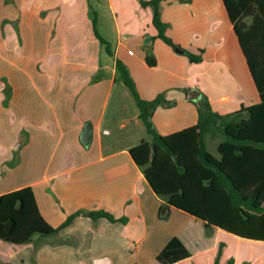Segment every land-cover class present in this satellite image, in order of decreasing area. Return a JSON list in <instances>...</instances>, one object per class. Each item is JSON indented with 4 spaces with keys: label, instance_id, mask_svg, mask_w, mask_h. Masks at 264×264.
Returning a JSON list of instances; mask_svg holds the SVG:
<instances>
[{
    "label": "crops",
    "instance_id": "1",
    "mask_svg": "<svg viewBox=\"0 0 264 264\" xmlns=\"http://www.w3.org/2000/svg\"><path fill=\"white\" fill-rule=\"evenodd\" d=\"M152 12V7L142 6L140 0H34V23L29 17L31 10L26 11L29 16L16 21L20 38L32 42L33 37L34 58L45 66L47 75L41 76L36 70L34 75L45 83L48 76L65 79L70 90L76 92L72 100H29L30 110L24 113L21 109L19 122L27 120L42 127L50 120L48 129L37 130L34 137L43 135L42 146L51 144L59 154L41 178L31 176L9 185L7 174L0 175V194L31 186L40 213L54 227L78 210H104L123 221L111 222L104 217L94 220L79 214L56 233L35 235L29 243L0 241V264L147 263L149 243L139 248L135 245L150 234L149 223L155 219L163 223L165 210L173 206L154 193L129 153L130 147L150 139L137 133L129 143L115 146L109 137L112 130L104 127L110 95L117 84L123 83L116 80L117 59L126 66L142 99L151 100L167 91L164 97L174 106L159 107L151 116L162 135L198 121L196 106L186 95L191 89H197L200 97L206 95L212 109L220 114L260 100L222 0L160 2L161 19L168 25L165 33L182 53L157 37ZM252 13L240 18V23L249 25ZM10 25L5 20L0 22L5 34L13 32ZM95 30L109 44L111 54ZM185 50L201 54V61L191 62ZM147 55L155 65L146 63ZM46 88L52 87L46 84ZM183 89L185 93L180 91ZM38 103L45 113L37 111ZM33 108L34 115L30 114ZM138 119L137 110L132 118L120 122V129L132 136L133 130H141ZM86 121L92 124V138L84 146L79 136ZM13 134L9 146L13 144L15 150L30 138L27 125L19 126ZM23 135L24 141L18 146ZM71 154H80V159ZM9 156V150L3 151L0 166ZM70 158L73 160L68 163ZM176 213L181 214L180 221L151 239L152 254L173 235L179 234L185 242L188 231L184 222L196 220L183 210Z\"/></svg>",
    "mask_w": 264,
    "mask_h": 264
},
{
    "label": "trees",
    "instance_id": "2",
    "mask_svg": "<svg viewBox=\"0 0 264 264\" xmlns=\"http://www.w3.org/2000/svg\"><path fill=\"white\" fill-rule=\"evenodd\" d=\"M161 1L140 0V4L152 7L157 37L174 48L165 33L168 25L160 16ZM222 1L258 91L257 103L220 114L206 97L200 101L194 125L162 135L151 116L165 97L159 93L151 100L142 99L126 66L116 60V80L134 97L151 137L130 147L129 153L154 193L166 205L196 220L191 242L187 235L185 242L179 234L173 235L154 257V264H264V0ZM251 12V23L242 25L240 18ZM95 35L111 54L109 44L96 30ZM185 54L191 62L202 59L201 54L186 50ZM145 61L155 65L148 55ZM209 133L222 136L216 146L218 156L207 149ZM79 214L94 220L123 221L104 210H78L54 227L40 213L31 186H24L0 194V241L29 243L35 235L56 233ZM229 241H234V247H228ZM243 244L247 246L244 249Z\"/></svg>",
    "mask_w": 264,
    "mask_h": 264
},
{
    "label": "rangeland",
    "instance_id": "3",
    "mask_svg": "<svg viewBox=\"0 0 264 264\" xmlns=\"http://www.w3.org/2000/svg\"><path fill=\"white\" fill-rule=\"evenodd\" d=\"M90 2H93V0H90ZM28 10L33 12L31 16L26 14ZM27 16L31 17L34 23V0H0V22L3 20L7 21L11 24L10 26L13 30L12 33L5 34L2 28L3 26H0V158L2 157L3 151H10L9 158H5L1 162L0 175H4V173L7 174L6 182L9 185L19 184L21 181L31 178V176L33 179L41 178L46 172L50 171L51 162L55 160L56 156L59 154V152H54V146L51 144L42 146L41 138L43 135L34 137L37 130L48 129V125H51L50 120L44 122L47 123L46 125L41 123L44 125L42 127H35L31 121L27 120L19 122L18 118L21 109L24 113L30 110L31 105L29 100H72V95L74 97L76 92V90H70L66 83L67 80L65 79H53L48 76V80L45 83V81L40 80L38 76L34 75V70H36L42 74L41 76H44L46 74V71H44L45 66L41 65L39 58H34L33 37L31 38L32 42L23 41L19 36L18 30L15 28L16 21L20 19V17L25 18ZM46 84L52 88L47 89ZM180 91L185 93L186 89ZM166 93L167 91L164 90L162 92L163 96L166 95ZM205 98L206 95L202 94L198 101L191 100L194 102L198 113L200 111V101L203 102ZM208 102L210 103L209 100ZM171 105L172 103L170 101L163 100L156 105L153 111H156L159 107L164 109L165 107L171 108L174 106ZM36 108L38 112L45 113L42 104L38 103ZM137 110L135 100L129 89L123 83L117 84L110 95L104 115V127L112 130L109 137L114 140L115 146H122L129 143L131 139H134L137 133L145 139H151L140 119H138L140 124L138 126H140L139 129L141 128V130H133L132 136L127 135L126 129H120V122L127 118H132ZM34 111L33 108L30 114L32 113L34 115ZM47 116L49 119V115ZM158 119L159 118H157V120ZM23 125H27L30 131V138L24 147L15 150L13 149L14 145L12 144L9 146V143L14 137L13 132L17 133L19 126ZM12 128L13 132L11 131ZM24 138L25 135L22 136V139ZM221 139V135L206 134L207 149L216 156H218L216 146ZM52 141L55 142V138H53ZM20 155L23 156L22 161L19 159ZM79 155L80 154H71L70 157L75 156L74 158L78 157V159H80ZM72 160L73 159L70 158L68 163L72 162ZM20 161L21 164H19ZM175 210L176 212H181L180 209L175 207H169L168 210H165V214L167 215L161 218V222L163 223L156 221V219L154 222H150V234L135 245L136 248H139L142 245H147V242L149 243L150 249H148L145 254L147 257V264H154V257L159 252L157 251L152 254L154 247L151 248L150 242L155 236L154 234L159 233L160 230H167L171 226L176 225L174 222L180 221L178 219L181 214L176 213V215H174ZM184 224L187 227V236L191 242V233H193V231L195 233L196 224L194 221L184 222ZM139 235L137 234L136 237H139ZM233 242L234 241H229L228 247H234ZM242 247L244 249L247 246L243 244ZM135 260L137 261V258Z\"/></svg>",
    "mask_w": 264,
    "mask_h": 264
},
{
    "label": "water",
    "instance_id": "4",
    "mask_svg": "<svg viewBox=\"0 0 264 264\" xmlns=\"http://www.w3.org/2000/svg\"><path fill=\"white\" fill-rule=\"evenodd\" d=\"M175 50L177 52H181V53L183 52V50L180 49L179 47H176ZM187 98L189 100L198 101L200 98V92L197 89H191L187 93ZM91 138H92V124L89 121H86L80 132L79 141L82 145L87 146L90 144ZM23 141L24 139L20 138L17 145L19 146Z\"/></svg>",
    "mask_w": 264,
    "mask_h": 264
},
{
    "label": "built area",
    "instance_id": "5",
    "mask_svg": "<svg viewBox=\"0 0 264 264\" xmlns=\"http://www.w3.org/2000/svg\"><path fill=\"white\" fill-rule=\"evenodd\" d=\"M128 53H130V54H131V53H132V51H131V50H128Z\"/></svg>",
    "mask_w": 264,
    "mask_h": 264
}]
</instances>
